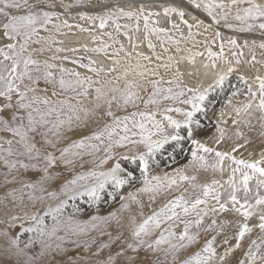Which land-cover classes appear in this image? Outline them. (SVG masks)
I'll return each instance as SVG.
<instances>
[{
    "label": "snow or ice",
    "instance_id": "1",
    "mask_svg": "<svg viewBox=\"0 0 264 264\" xmlns=\"http://www.w3.org/2000/svg\"><path fill=\"white\" fill-rule=\"evenodd\" d=\"M0 264H264V0H0Z\"/></svg>",
    "mask_w": 264,
    "mask_h": 264
},
{
    "label": "bare ground",
    "instance_id": "2",
    "mask_svg": "<svg viewBox=\"0 0 264 264\" xmlns=\"http://www.w3.org/2000/svg\"><path fill=\"white\" fill-rule=\"evenodd\" d=\"M134 2H138V0H134ZM167 2H178V0H167ZM225 35H231L232 33L228 32L227 30H224ZM238 35V39L239 41L242 43L243 39L248 38L249 40L255 38L259 41L260 37L258 35H252V36H246L245 34H237ZM80 40L81 42H83L84 40V36L81 34H77L76 37L73 36H69L66 38V44L68 46H76L77 40ZM81 55H83V53H81ZM66 67H69L70 64H66ZM68 247L71 248V245H68ZM60 259H66V257H60Z\"/></svg>",
    "mask_w": 264,
    "mask_h": 264
},
{
    "label": "rangeland",
    "instance_id": "3",
    "mask_svg": "<svg viewBox=\"0 0 264 264\" xmlns=\"http://www.w3.org/2000/svg\"><path fill=\"white\" fill-rule=\"evenodd\" d=\"M69 67H73V65L70 64ZM105 239H106V238H105ZM68 255H70V256H74V255H76V253L73 252V251H70V252L68 253ZM58 259H60V257H58Z\"/></svg>",
    "mask_w": 264,
    "mask_h": 264
}]
</instances>
